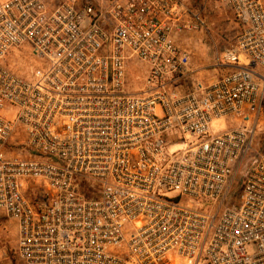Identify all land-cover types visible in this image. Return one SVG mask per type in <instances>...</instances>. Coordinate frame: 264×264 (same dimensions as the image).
<instances>
[{"label": "built area", "instance_id": "built-area-1", "mask_svg": "<svg viewBox=\"0 0 264 264\" xmlns=\"http://www.w3.org/2000/svg\"><path fill=\"white\" fill-rule=\"evenodd\" d=\"M0 218L17 264H264V0H0Z\"/></svg>", "mask_w": 264, "mask_h": 264}, {"label": "rangeland", "instance_id": "rangeland-1", "mask_svg": "<svg viewBox=\"0 0 264 264\" xmlns=\"http://www.w3.org/2000/svg\"><path fill=\"white\" fill-rule=\"evenodd\" d=\"M185 4L190 8H197L201 4V0H184ZM223 16L219 13H212L207 17V28L213 38L217 40L216 31L221 29H227L230 26L228 23L222 21ZM231 26H233L231 24ZM217 31V32H218ZM204 35L202 33H193L189 36V43L193 51V61L196 59L198 65H204L208 63V59L211 57L210 48L203 43ZM3 220L0 218V224ZM15 233L13 230L5 231L0 226V264H17V255L15 253Z\"/></svg>", "mask_w": 264, "mask_h": 264}, {"label": "crops", "instance_id": "crops-1", "mask_svg": "<svg viewBox=\"0 0 264 264\" xmlns=\"http://www.w3.org/2000/svg\"><path fill=\"white\" fill-rule=\"evenodd\" d=\"M193 65H195V67H198V66H199V65L197 64V60H196V59L193 61Z\"/></svg>", "mask_w": 264, "mask_h": 264}]
</instances>
